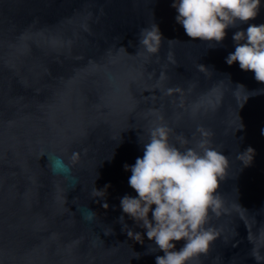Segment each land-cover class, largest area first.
<instances>
[{
	"label": "water",
	"instance_id": "obj_1",
	"mask_svg": "<svg viewBox=\"0 0 264 264\" xmlns=\"http://www.w3.org/2000/svg\"><path fill=\"white\" fill-rule=\"evenodd\" d=\"M176 15L172 0H0V264H155L163 252L128 237L145 230L120 198L137 195L124 165L159 124L178 147L210 131L230 161L209 218L220 236L189 264H257L247 233L264 253V84L225 57L235 31L264 23V0L219 44L189 38ZM152 23L154 55L139 46Z\"/></svg>",
	"mask_w": 264,
	"mask_h": 264
},
{
	"label": "clouds",
	"instance_id": "obj_2",
	"mask_svg": "<svg viewBox=\"0 0 264 264\" xmlns=\"http://www.w3.org/2000/svg\"><path fill=\"white\" fill-rule=\"evenodd\" d=\"M260 6L261 0H172L177 13L175 20L182 25L185 34L193 40L215 44L224 40L229 27L254 20ZM162 39L155 23L139 31V46L148 54L159 53ZM232 40L235 49L225 57V62L229 66L238 63L242 71L253 72L254 79L264 84V23L248 24L246 30L235 31ZM168 59L171 60V54ZM205 68L197 65L198 71ZM163 76L161 73V78ZM243 127L241 123L240 129ZM197 131L201 138L194 145L186 146L188 140L181 138L178 147L169 140L172 129L159 124L149 130V138L143 143V156L137 157L133 165H124V169L131 172L128 184L137 195L121 197L120 208L145 230L142 235L129 229L127 235L140 243L146 235L154 242L155 249L163 252L155 257V264H189L193 258L206 255L220 236L217 229L209 226V218L210 214H222L223 200L217 190L226 177L230 161L220 149L212 146L210 131L203 128ZM261 134L264 135V129ZM254 155L255 150L249 146L238 153L236 159L248 166ZM109 186L94 187V197H106ZM103 207L106 209L107 203ZM180 240L184 244L176 250L174 242ZM247 240L252 245L249 256L257 264L264 262V253L248 233Z\"/></svg>",
	"mask_w": 264,
	"mask_h": 264
}]
</instances>
